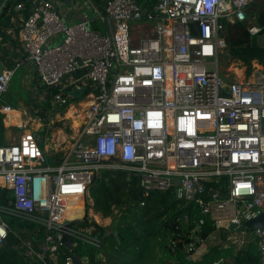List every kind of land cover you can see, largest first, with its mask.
<instances>
[{"label": "built area", "instance_id": "built-area-1", "mask_svg": "<svg viewBox=\"0 0 264 264\" xmlns=\"http://www.w3.org/2000/svg\"><path fill=\"white\" fill-rule=\"evenodd\" d=\"M255 1L156 0L141 8L135 0H105L103 32L85 20L66 24L52 0L14 5L20 12L29 4L18 37L39 81L28 105L39 127L0 144V187L13 197L0 206V245L8 232L3 214L38 221L45 232L40 250L29 241L21 247L43 260L70 221L61 216V199L83 202L102 170L121 169L138 179L143 196L173 187L199 225L209 219L215 232L227 231L224 248L257 240L264 264V230H236L264 212V70L252 60L239 78L219 65L225 22H247L251 39L262 35L246 17ZM144 24L149 32L133 37V27ZM15 67L0 72V114L11 111L3 95ZM70 107L80 121L69 123L68 144L53 143L47 155L43 144ZM43 131L49 134L41 138ZM222 178L225 196L207 185ZM86 230L69 233L97 245ZM189 250L188 260L201 254L200 246Z\"/></svg>", "mask_w": 264, "mask_h": 264}, {"label": "trees", "instance_id": "trees-1", "mask_svg": "<svg viewBox=\"0 0 264 264\" xmlns=\"http://www.w3.org/2000/svg\"><path fill=\"white\" fill-rule=\"evenodd\" d=\"M135 1L141 8H150L156 0ZM16 4H9L7 15L4 14L5 9L2 14L5 21L13 14ZM28 5L25 3L23 18L29 14ZM246 17L253 19L261 28L260 34H264V0L253 2ZM246 27L247 22L224 23L223 35L228 51L244 65L250 66L252 60H257L264 70V45L256 38L251 39ZM4 95L3 100L7 102ZM7 103L16 108V100ZM2 129L0 120V131ZM224 183L225 178H222L218 183L209 182L207 185L225 196ZM88 193L93 210L110 217L111 222L108 226H101L85 216L75 220L74 229H90L89 235L97 239L95 245L71 237L76 252L87 258L84 264H211L220 259L222 261L218 264H260L257 240L238 250L219 244L208 253L201 254L200 259L188 260L186 257L191 253L189 247L200 246L216 230L209 219L199 225L193 216V206H185L176 197L173 187L165 191L151 190L147 196H143L137 178L121 169H104L89 185ZM12 198L7 189L0 187V206H8ZM127 212L129 219L124 218ZM3 219L8 232L0 245V264H65L70 258L69 249L59 243L52 252L45 254L43 260L35 255H27L21 247L22 242H31L32 249L39 251L45 238L44 226L38 221L8 213L3 214ZM226 235L225 230L220 234L223 239ZM16 246L19 248L16 249Z\"/></svg>", "mask_w": 264, "mask_h": 264}, {"label": "crops", "instance_id": "crops-1", "mask_svg": "<svg viewBox=\"0 0 264 264\" xmlns=\"http://www.w3.org/2000/svg\"><path fill=\"white\" fill-rule=\"evenodd\" d=\"M52 1L55 4L58 13L60 14L63 21L66 24L85 20L89 28L103 32V26L99 20V14L103 13V6L105 0H80V1L71 0L70 4H64L61 0H52ZM4 11L5 10H3L0 14V72L5 69L14 68L16 64H19L18 67H15L14 74L16 72L20 73L19 75L20 86L25 87L24 89L25 95L23 98L19 96L16 98V108H12L10 104L5 102L11 107V111L7 114L5 113L0 114V120L3 124V129L2 131H0V144L16 142L21 136V134L24 132L23 129V131L18 134L16 140H9L8 137L10 136L12 127L22 126L23 123H27V122H32L37 124L36 121L31 120V112L28 108V105H29L31 90L34 87H37L39 84L34 66L24 59L25 55L22 50L18 37L23 10H21L20 12H16L13 10V14H11L8 21H5V15L8 14L9 10L7 9L5 13ZM3 13L5 14L4 16H2ZM242 73L243 71L241 70V74ZM70 111H71V115L69 116L67 114H69ZM72 113H73V108L70 107L67 113L65 114V116L63 117V120L61 121L63 124L61 126H59L60 123L57 124L58 127L60 128L52 131V133L50 132L51 135L53 134V132H55L56 135L55 137L49 136L50 154L52 152L51 149L54 147L53 143L57 145L61 141H63L64 138H66L64 131L65 129L62 131L63 125L66 123L68 124L70 123L73 125L71 119L74 118L75 116H73ZM46 134L48 135L49 133L46 132ZM72 200L76 204H80L79 202L81 200V197L75 196L72 198ZM78 211L81 210L74 209L72 211L70 210L67 211L66 215L72 216V217H68V219H75L79 217L80 215L77 214ZM73 213L75 215H73ZM110 222H111L110 218L106 217L105 223L103 224L108 226ZM200 251H202V244L200 245ZM197 256L198 255H194L192 257L193 259H195Z\"/></svg>", "mask_w": 264, "mask_h": 264}, {"label": "rangeland", "instance_id": "rangeland-1", "mask_svg": "<svg viewBox=\"0 0 264 264\" xmlns=\"http://www.w3.org/2000/svg\"><path fill=\"white\" fill-rule=\"evenodd\" d=\"M150 30V26L148 24H144L143 26H134L133 27V37L135 38H140V37H143L145 36ZM257 41L261 44V45H264V34H262L261 36L257 37ZM219 65L223 71L224 74H229L231 77L233 76V73L236 72L237 75L239 76V78H241V70L244 69L246 67V65H244L241 61L235 59L228 51V47L226 45V48L223 49L222 53L220 54V57H219ZM19 75L20 73L19 72H16L13 76V79L11 81V84L7 90V92L5 93L4 95V99L7 101V102H10V101H14L16 100V98L18 96H24L25 95V87L23 86H20L18 83H19ZM247 76V75H246ZM26 122V121H25ZM60 123L59 126H61L63 123L62 122H58ZM56 123V125L58 124ZM24 125V126H23ZM68 123L64 124L63 125V128H65V132L67 134V139H66V142L63 143L64 146H66L68 144V139H69V136L72 135V131H67L68 130ZM58 126V125H57ZM16 127V128H14ZM12 127V130H11V133H10V136L8 137L9 140H16L17 137H18V134L20 132L23 131V129H27V130H35V128L37 129V124L35 123H32V122H27V123H23L22 126H14ZM54 131V129H53ZM52 133V131H51ZM51 133L48 135V136H53L55 137V132H53V134L51 135ZM40 134V137L41 138H44V136H47L46 132L43 131V132H39ZM43 148L46 152L47 155H49L50 151H49V141H46L44 144H43ZM73 201V200H72ZM66 204L67 201H64ZM80 206L82 207V210L81 211H78L77 214H79L80 218H83L84 216L87 217V219L89 220H93L95 221L96 223H100L101 226H106L105 224V219L106 217L104 216H100L98 212H95L93 215H92V212L91 211H86L87 208H92V200L89 198V193H87V195L84 197L83 199V202H82V198L80 200ZM83 203H84V206H85V211H83ZM74 209H77V208H74ZM73 209V210H74ZM73 215H75L73 213ZM129 213H125L124 214V218L126 219H129ZM67 217H72L70 215H66ZM82 216V217H81ZM110 218V217H109ZM68 220H71V219H68ZM78 220V219H77ZM111 220V218H110ZM222 230H219L218 232H214L212 235L208 236V238H206L202 243V251H201V254L203 253H208L209 250L214 247V246H218L219 244H223L224 243V239L221 238L220 234H221ZM201 254H199L194 260H198L200 259V256ZM222 260L220 259L219 261H217L218 263L221 262ZM214 262V261H213ZM212 263V262H211Z\"/></svg>", "mask_w": 264, "mask_h": 264}, {"label": "water", "instance_id": "water-1", "mask_svg": "<svg viewBox=\"0 0 264 264\" xmlns=\"http://www.w3.org/2000/svg\"><path fill=\"white\" fill-rule=\"evenodd\" d=\"M32 0H0V14L3 10L7 9L10 3H18V2H31ZM64 4H70L71 0H61ZM80 1V0H79ZM193 27H197V22L192 23ZM81 90H75L72 91L71 94L73 97H78ZM187 206V205H185ZM82 217V216H81ZM75 219H81L80 217H77ZM75 220H70L69 222L65 223L61 226L60 232V243L64 245L66 248L70 251V258H69V264H84L87 261L86 256L79 255L75 248L74 244L72 242L69 229L74 226ZM236 228L234 224L229 225V230L232 231ZM240 229H250V230H264V212H261L256 217L246 220L242 223L239 227L236 228V230Z\"/></svg>", "mask_w": 264, "mask_h": 264}, {"label": "bare ground", "instance_id": "bare-ground-1", "mask_svg": "<svg viewBox=\"0 0 264 264\" xmlns=\"http://www.w3.org/2000/svg\"><path fill=\"white\" fill-rule=\"evenodd\" d=\"M14 113H15V112H14ZM66 113H67V112H66ZM17 115H18V113H17ZM67 115L70 116V115H71V111H70L69 114H67ZM11 116H12V115H11ZM28 117H29V116H28ZM71 120H72L74 126L77 125V124L79 123V121H80V119H79V118H76V117L72 118ZM35 129H36V128H35ZM72 198H73V197H66V198L61 199V202H62L63 205L65 206V208H64V210H63V213H61V216L68 218V217L66 216V212L69 211V210L72 211L74 208H77V209H79V210H82V207L80 206V204H76L75 202H73V201H72ZM64 201H67V203L64 204V203H65Z\"/></svg>", "mask_w": 264, "mask_h": 264}]
</instances>
